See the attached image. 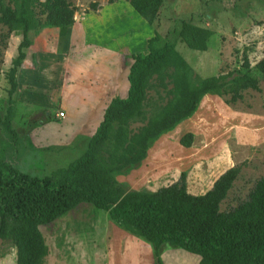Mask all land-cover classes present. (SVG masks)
Segmentation results:
<instances>
[{
  "label": "trees",
  "instance_id": "obj_1",
  "mask_svg": "<svg viewBox=\"0 0 264 264\" xmlns=\"http://www.w3.org/2000/svg\"><path fill=\"white\" fill-rule=\"evenodd\" d=\"M163 4L164 0H143L136 8L153 26ZM92 10H96L95 5ZM75 13L76 8L67 0H0V24L21 36L17 55L6 73V111L1 107L5 113L0 112V137L12 144L21 139L10 120L18 72L32 44L29 34L43 27L71 26ZM174 32L188 49L198 52L207 50L213 36L210 29L188 21H181ZM147 48L146 55L132 58L126 98L114 97L109 102L86 150L66 167L41 178L32 177L7 162L0 147V240L16 246V264H43L48 251L40 228L82 204L106 212L127 233L149 243L157 264H163L159 257L163 245L198 256V264H264V175L245 201L225 212L220 211V205L237 179L239 167L226 170L212 189L200 196L187 192L185 171L176 182L155 192L129 191L116 179L139 166L163 135L191 118L205 96L228 97L226 103L235 104L245 91H259L264 59L251 66L243 55L241 71L235 76L227 73L200 78L177 52L174 42L157 29ZM153 76L169 80L172 97L147 118L145 90ZM135 122L145 124L130 130ZM192 140L193 134L188 132L179 144L187 149Z\"/></svg>",
  "mask_w": 264,
  "mask_h": 264
},
{
  "label": "rangeland",
  "instance_id": "obj_2",
  "mask_svg": "<svg viewBox=\"0 0 264 264\" xmlns=\"http://www.w3.org/2000/svg\"><path fill=\"white\" fill-rule=\"evenodd\" d=\"M67 1L76 8L77 17H85L88 12L111 4L109 0ZM126 1L137 7L143 0ZM93 5L96 6V10H92ZM120 18L122 16L117 17L113 14L102 22L98 32L105 35L107 26L109 29L113 26L118 30L117 21ZM181 21H188L197 27L213 31L206 51L190 50L178 39L174 30L179 28ZM96 22V18L89 19L91 24ZM156 24L153 25L154 29L160 28L159 33L162 37L174 42L177 52L200 78L227 73L235 76L241 71L243 55L248 57L251 66L264 59V0H165ZM48 29L56 28L43 27L38 31L30 32L29 38L32 44L27 49L26 59L22 64L24 77L29 71L38 68L31 53L45 44ZM20 39L19 34L10 32L6 26L0 24V109L4 107L5 111L6 92L9 87L6 73L12 59L17 55ZM94 50H85L82 58L72 61L84 74L82 77L84 85L88 83L91 69L94 67L91 60L95 54ZM58 75L53 79L55 82L53 85L45 74L38 76V78L42 77V84L46 83V86L47 83L49 84L48 89L41 87L35 89L27 83L19 92L17 89L14 96L15 130L14 128L13 130L18 132L20 142L12 144L3 136L0 137L3 158L19 171L32 177L41 178L66 167L83 154L89 141V138L77 136L68 144L51 143L43 146L44 143L33 140L29 135L34 129L28 128L30 124L34 126L47 121L45 114L47 109L54 113L48 116L49 121L59 122L56 112L59 111L58 104L61 99V104L75 103V98L72 97L73 88H68L66 94L60 98L64 85L57 88L61 81ZM72 83L76 85L77 80L73 79ZM259 87V91H245L242 100L235 104L226 103L228 97L213 95L204 97L197 115L190 121L188 128L195 132L200 131L193 135L191 147L186 149L179 144L181 137L188 133L183 125L178 126L168 136L161 137L159 140L161 150H155L160 155L171 154L172 166L175 168L173 170H178L180 173L189 169L191 164L189 162L192 159H201L200 172L206 174L204 188H208L211 179L228 166L239 167L237 179L220 205L222 212L229 211L245 201L255 183L264 175V80L260 81ZM171 89L172 84L165 77L161 79L153 76L148 80L144 102L147 118L155 110L167 104L172 97L169 92ZM5 111L1 109V115ZM211 116L215 121L206 119ZM16 124L24 126L20 129ZM144 124L145 122L131 123L129 129L135 131ZM53 128L55 127L43 128L45 133L43 141L56 140L55 136L58 134L56 130H52ZM226 151L230 152V158L224 153ZM218 154L217 164L208 167L209 158H215ZM128 174L117 176L116 179L125 186L126 190L132 191V188L137 187L130 185L132 183ZM40 231L48 251L43 264H157L153 247L149 243L127 233L112 222L106 212L92 205H79L50 225L41 227ZM168 249H172L177 255L167 254L168 259H165L164 263L162 256ZM159 254L163 264H189L187 260L196 264L191 258L192 254L169 245H163ZM16 258V246L10 241L0 240V264H16Z\"/></svg>",
  "mask_w": 264,
  "mask_h": 264
},
{
  "label": "crops",
  "instance_id": "obj_3",
  "mask_svg": "<svg viewBox=\"0 0 264 264\" xmlns=\"http://www.w3.org/2000/svg\"><path fill=\"white\" fill-rule=\"evenodd\" d=\"M113 14L117 15V17L122 16V18L117 21L119 25L118 30H115L113 26L109 29V26H107L108 30L106 34H100L98 31L102 22L108 20ZM90 18H96L97 22L92 24L89 23ZM74 19L75 22L71 26L53 27L56 29L46 30L48 32V38L45 44L40 47V49H34L31 53L38 68L32 71L28 70L29 73L24 77L22 74L24 67L22 66L17 76L18 92L26 83L30 87L34 86L35 89H39V87L42 89L50 88L48 83V86L45 85L46 83L42 84V77L38 78L40 74H45L46 78L52 82V85L55 83L53 79L59 74L58 78L61 81L57 88L59 89V87L64 85L62 86V95H60V98L66 94L68 88H73L72 97L75 98V103H68L66 105L64 102L61 104V99V102L58 104L60 112L56 110L58 111L56 112L57 117L59 113L64 114L62 118L58 117L59 122L43 123V125L35 127L31 131V134H29L32 136L33 140L44 143L43 146H48L51 143L68 144L77 136L90 139L101 123L109 102L114 97L126 98L129 87L127 75L132 64V58L137 54L146 55L148 53L147 43L154 35V27L147 24L139 15L138 8L133 7L132 4L126 0H119L108 6L103 5L96 11L88 12L85 17H77L74 15ZM157 30L159 32L160 28H157ZM89 49H95L94 57L91 59L94 67L91 69L92 73L90 79L87 80L88 83L84 85L82 82L84 74L80 72L79 67L72 61H75L77 58L79 59V57L82 58L85 50L88 51ZM73 79L77 80L76 85H73ZM209 96L211 95L205 97ZM197 111L191 118L178 125L179 127L184 125L186 132H192L193 135L200 132H195L192 129L188 130L190 121L197 115ZM14 113L15 102L13 103V112L10 120L12 128L15 130ZM45 114L47 116L46 119H48V116L54 113L47 109ZM206 119L208 121H215L213 116ZM16 125L20 127V129L24 126H20L19 124ZM45 126L55 127L52 130H56V134H58L55 136L56 140L52 142L43 141V135L45 134L43 128ZM203 126L206 127L205 124H203ZM177 127L175 129H177ZM171 132L162 137L168 136ZM16 133L18 132L16 131ZM159 140L150 148L146 159L129 172L128 176H130L129 178L132 183L130 185L132 187H137L136 189L132 188V191L144 189L149 192H155L159 188L166 187L179 179L180 171L173 170L175 168L172 166L173 158L171 154L160 155L155 152V150H161V146L159 147ZM224 153L230 158L229 151ZM156 155H159V157H156ZM218 159L219 154L215 158L210 157L208 160L209 163H207L208 167H211L214 163L217 164L216 162ZM189 163H191L189 169L185 171L187 175L186 189L187 192L193 196L204 195L211 190L214 182L226 170L233 166H228L220 172L210 181L208 188H204L206 174L200 172L202 170L199 166L201 159H192ZM169 253L177 255L175 251L168 249L165 255L162 256L163 262L165 259H168L167 254ZM181 255L188 259L186 255L182 253ZM191 258L195 260L196 264L199 263L198 256L193 255ZM187 263L192 264L188 262V260Z\"/></svg>",
  "mask_w": 264,
  "mask_h": 264
},
{
  "label": "built area",
  "instance_id": "obj_4",
  "mask_svg": "<svg viewBox=\"0 0 264 264\" xmlns=\"http://www.w3.org/2000/svg\"><path fill=\"white\" fill-rule=\"evenodd\" d=\"M63 115H64L63 113H59V114H58V117H59V118H62Z\"/></svg>",
  "mask_w": 264,
  "mask_h": 264
}]
</instances>
